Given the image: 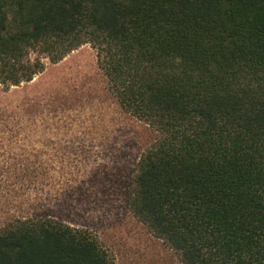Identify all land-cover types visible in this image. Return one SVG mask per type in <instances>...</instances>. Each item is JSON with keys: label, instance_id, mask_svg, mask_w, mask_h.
Wrapping results in <instances>:
<instances>
[{"label": "trees", "instance_id": "obj_1", "mask_svg": "<svg viewBox=\"0 0 264 264\" xmlns=\"http://www.w3.org/2000/svg\"><path fill=\"white\" fill-rule=\"evenodd\" d=\"M84 44L151 134L126 177L130 214L182 264H264V0H0V85ZM71 155L7 170L27 211L0 227V264H114L55 214L83 188Z\"/></svg>", "mask_w": 264, "mask_h": 264}, {"label": "rangeland", "instance_id": "obj_2", "mask_svg": "<svg viewBox=\"0 0 264 264\" xmlns=\"http://www.w3.org/2000/svg\"><path fill=\"white\" fill-rule=\"evenodd\" d=\"M43 63L32 81L0 85V227L27 211L21 197L7 195L11 186L4 187L20 181L7 170L59 161L30 154L70 151L62 164L78 168L84 182L55 205L60 220L91 231L114 264H182L125 206L126 177L151 134L110 95L94 49L84 44L57 63Z\"/></svg>", "mask_w": 264, "mask_h": 264}]
</instances>
